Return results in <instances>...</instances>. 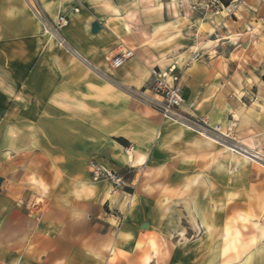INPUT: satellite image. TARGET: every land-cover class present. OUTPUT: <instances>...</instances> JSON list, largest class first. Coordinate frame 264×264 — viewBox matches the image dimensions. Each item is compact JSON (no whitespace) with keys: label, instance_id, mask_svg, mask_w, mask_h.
Segmentation results:
<instances>
[{"label":"crops","instance_id":"obj_1","mask_svg":"<svg viewBox=\"0 0 264 264\" xmlns=\"http://www.w3.org/2000/svg\"><path fill=\"white\" fill-rule=\"evenodd\" d=\"M209 1L36 0L49 15L67 16L69 51L41 33L28 0H0V41L23 47L9 57L7 87L24 94L0 98V264H264V230L247 248L224 241L225 221L255 203L250 190L264 193L252 172L241 192L236 174L240 155L264 166V16L237 18L264 3ZM127 40L136 54L111 68L108 57ZM151 65L167 80L179 77L185 113L229 127L262 161L163 118L119 87H149ZM91 162L126 186L94 178ZM225 167L233 170L226 197ZM161 168L166 175L144 192L145 172L155 178ZM213 182L221 189L211 198ZM149 237L159 252L149 251Z\"/></svg>","mask_w":264,"mask_h":264},{"label":"rangeland","instance_id":"obj_2","mask_svg":"<svg viewBox=\"0 0 264 264\" xmlns=\"http://www.w3.org/2000/svg\"><path fill=\"white\" fill-rule=\"evenodd\" d=\"M30 2V4L34 7V9L39 10L41 12V17L44 20H47L49 23H53L52 25H54V22H56L57 18L59 15L63 14V12H59L57 14H51L49 15L48 13H46L45 11H43L40 6L38 5V3L36 2V0H28ZM161 2H168V1H175L177 3H180V1L182 0H160ZM207 0H203V2L205 3ZM249 5V6H259L261 5V2L264 3L262 0H230L229 5H232L231 8H236L242 4V2H244ZM225 8H227L228 6H226L225 4H223ZM222 9V10H225ZM259 8L256 11L250 10L246 11L245 9H240V11L237 14V18L239 19L240 22H244L245 17H250V13H258V18H261L262 16H264V9ZM227 12V11H226ZM34 13V10H33ZM36 15V13H34ZM37 16V15H36ZM38 17V16H37ZM39 18V17H38ZM139 19V18H138ZM236 19V18H235ZM60 33H57L55 31V29L51 28L50 31H52L55 34V40L52 42L54 44H56V46L58 47H63L62 45L59 44V42H57V37L60 35L62 36V28L58 29ZM41 33L44 34L45 30L41 24ZM7 37H3L1 35V41H0V98L1 100L3 99H8V98H22L24 97L23 92L21 91H9L8 90V84H7V70H8V66H9V62H10V55H13L14 52H18V51H22L23 47L22 46H17L15 45L13 42H8L7 41ZM128 41V40H127ZM51 46H53V44H50ZM136 42L134 41H128L127 45H125V47H119L118 50H116L114 53H112L109 58L114 55L115 53L119 52L121 49L124 48H130L133 50L134 54H136L137 49H134L136 47ZM65 48L69 49L70 48L68 46H64ZM152 66V65H151ZM152 73H153V79L151 81L150 86H152L155 83L156 80V73L160 72V69L158 66H152ZM156 72V73H155ZM111 81L112 78H110ZM167 80V79H166ZM171 81V80H169ZM149 86V87H150ZM157 114V113H156ZM159 117L160 115L157 114ZM1 116L3 118H1V132L0 134H2V127H6V122H7V107L6 106H2L1 107ZM5 117V118H4ZM223 130H225L223 128ZM2 136V135H1ZM233 141L238 142L237 139L232 138ZM241 161H240V171L239 173H236L238 175V181H237V185L240 189L241 192H248V181H247V177L249 175V172H252L251 175H254V177L258 180L260 179H264V166H261L260 164H258L256 161H251V160H245L243 161V157L240 155ZM246 164H252L253 168L252 171L248 170V167ZM166 168V167H164ZM164 168H161L159 170H157L155 172V178H153L154 175H152V172L148 173L145 172L143 180L141 182V187L144 190V192L150 193L151 191L154 190V185L155 184V180L157 179H162L165 175H166V171ZM235 172V171H234ZM223 186H222V190L224 193V197H226L227 193L230 192L231 188H232V180H231V176L233 174V170L230 167H225L224 169V173H223ZM139 178H141V175H139ZM258 184V183H257ZM221 189V187H217L214 185L209 186V197L214 198L217 194V190H218V194H219V190ZM250 194L252 196V200L255 199V203L253 204V206H251L250 211H244V212H239L236 213L233 217L228 218L225 221V243H227V246H233L236 245V247L241 246L244 248H247L248 246H250L252 244V242L254 241L253 239L257 236L258 233L263 232L264 230V193L263 190L260 187H255L252 188L250 190ZM30 211L31 213H35L36 212V207L33 208V206H30ZM181 225H186L188 224V222L186 220L180 222ZM148 243L152 244V247H147L150 250H156L158 251V246L154 240V238L149 237V239L147 240ZM155 245V247L153 246ZM149 251L147 250V252L149 253ZM148 261V258L147 260Z\"/></svg>","mask_w":264,"mask_h":264},{"label":"built area","instance_id":"obj_3","mask_svg":"<svg viewBox=\"0 0 264 264\" xmlns=\"http://www.w3.org/2000/svg\"><path fill=\"white\" fill-rule=\"evenodd\" d=\"M216 5L224 7L221 0H210L206 6L208 8H214ZM32 11L39 17L44 30H51L52 26L57 33H60L58 29L62 28L68 23V18L65 14L58 16L56 22L49 23L47 20L42 19L41 12L34 9L31 5ZM57 40L60 45L68 46L66 39L63 36H58ZM69 47V46H68ZM70 48V47H69ZM134 56V52L130 48L121 49L109 58V65L113 69H117L125 65V63ZM193 57L200 58V52L196 51ZM156 73V72H155ZM160 72L156 73L155 83L150 87L136 88L126 85H119V87L131 96L137 102L149 107L150 109L159 113L163 118L169 119L175 122L187 123L194 130L215 138L216 140L238 147V144L230 137V128L223 130L220 124L209 125L206 118L196 119L195 117L189 116V114L183 111L182 107L186 105V100L183 95V86L179 81L177 75H172V80H166L160 76ZM189 108H194L193 102L187 103ZM90 171L96 179H108L114 187L126 186V180L124 176L117 172L99 165L97 162L90 163Z\"/></svg>","mask_w":264,"mask_h":264},{"label":"bare ground","instance_id":"obj_4","mask_svg":"<svg viewBox=\"0 0 264 264\" xmlns=\"http://www.w3.org/2000/svg\"><path fill=\"white\" fill-rule=\"evenodd\" d=\"M67 25V24H66ZM65 25V26H66ZM45 34L47 35V36H49V37H51V38H55L56 36H55V34L52 32V31H50V30H46L45 31ZM165 75V74H164ZM160 76H162L161 74H160ZM163 77V76H162ZM170 79H171V77H169ZM209 139H211V140H213V141H216V140H214V139H212V138H210V137H208ZM218 142V141H217ZM225 146H227L229 149H231L232 151H238V152H242L241 154H244L245 152H244V150H246L245 148H242V147H240L239 145H238V147H235V146H232V145H229V144H226V143H223ZM247 151V150H246ZM248 152V151H247ZM249 154H252V153H245L243 156L245 157V158H247V159H249L250 158V156H249ZM254 156H256V158L258 159V160H261L262 161V158H260V155H255V154H253ZM262 156V155H261ZM251 159V158H250ZM253 159V158H252Z\"/></svg>","mask_w":264,"mask_h":264},{"label":"water","instance_id":"obj_5","mask_svg":"<svg viewBox=\"0 0 264 264\" xmlns=\"http://www.w3.org/2000/svg\"><path fill=\"white\" fill-rule=\"evenodd\" d=\"M100 23L98 21H94L91 25V30L93 33H97L100 30ZM245 153H248L246 150H244ZM251 157H253L254 159H257L256 156H254L253 154H249ZM1 181L2 178L0 177V185H1Z\"/></svg>","mask_w":264,"mask_h":264},{"label":"trees","instance_id":"obj_6","mask_svg":"<svg viewBox=\"0 0 264 264\" xmlns=\"http://www.w3.org/2000/svg\"><path fill=\"white\" fill-rule=\"evenodd\" d=\"M222 2H223V4H225L226 6H228L229 5V3H230V0H221ZM264 78V77H263ZM117 140L121 143V144H123V145H125V146H129V142H128V140H126L125 138H117ZM127 189V191H132V189L131 188H126Z\"/></svg>","mask_w":264,"mask_h":264},{"label":"snow or ice","instance_id":"obj_7","mask_svg":"<svg viewBox=\"0 0 264 264\" xmlns=\"http://www.w3.org/2000/svg\"><path fill=\"white\" fill-rule=\"evenodd\" d=\"M155 247V245H153ZM226 253H227V250H226Z\"/></svg>","mask_w":264,"mask_h":264}]
</instances>
